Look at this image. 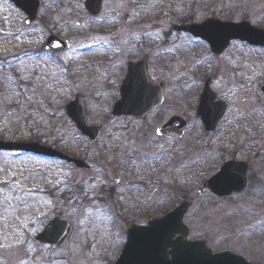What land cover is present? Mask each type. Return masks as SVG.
<instances>
[{
  "label": "flooded vegetation",
  "instance_id": "af4514ba",
  "mask_svg": "<svg viewBox=\"0 0 264 264\" xmlns=\"http://www.w3.org/2000/svg\"><path fill=\"white\" fill-rule=\"evenodd\" d=\"M1 1L22 24V29L30 30L36 25L41 28V40L35 44L28 41L20 49L21 54L27 57L28 53L35 61L38 56L42 61L53 56L59 58L68 69L65 77L68 83L84 89L73 95V100L78 98L80 105L87 98L97 102L103 98L112 104L104 122L89 125L102 127L95 138L91 141L78 133L80 138L96 146L108 134L112 123L121 122L124 125L121 131L135 149L143 144L174 141V147L166 153L171 157L168 159L171 174L182 176V182L192 185L190 194L183 200H190L192 204L204 196L215 201H235L246 196L249 200H264V103H261L264 96V0L242 4L237 0L230 6L223 0H175L165 9V5L159 7V0H37L34 16L27 3L25 11L11 0ZM138 9L142 11L135 15ZM99 16L104 19H98ZM0 22L3 28L7 25L12 34L9 37L0 32V40L7 38L6 42H15L22 30L16 31L12 18L11 24L3 19ZM64 24L79 29L88 25L89 32H63ZM133 32L140 41L135 40ZM144 32L149 36L145 37ZM122 36L136 47L118 52L110 42ZM56 42H60L59 48L54 46ZM65 45L67 47L62 48ZM41 49L39 53L35 51ZM15 57L0 56V60L7 58L9 63ZM46 67L52 69L51 76L57 73L59 85L65 84L59 78V67L51 61ZM253 69L257 78L252 88H240L247 83ZM32 84L30 81L31 87ZM229 88H236L235 105L221 96V92L227 95ZM244 96L249 99L242 100ZM120 102L153 107L137 116H111L113 106ZM224 104L228 107L223 108L221 115L217 105ZM231 108L243 113V118L237 119L229 111ZM55 149L82 163L15 152L0 154L11 159L27 156L40 161L38 163L48 162L56 169L67 166L73 174L81 173L93 180L102 172L116 173L123 162L121 154L111 158L112 163L102 164L83 160L62 147ZM216 176L225 185L220 189L227 194L216 196L207 186ZM240 183L244 187L235 186ZM112 184L120 185L121 179L114 177ZM101 191L112 198L111 186L101 187ZM250 191L253 198L248 197ZM151 195L147 192L146 196ZM160 216L151 213L144 222H124V227L130 224L143 227Z\"/></svg>",
  "mask_w": 264,
  "mask_h": 264
},
{
  "label": "rangeland",
  "instance_id": "374dc122",
  "mask_svg": "<svg viewBox=\"0 0 264 264\" xmlns=\"http://www.w3.org/2000/svg\"><path fill=\"white\" fill-rule=\"evenodd\" d=\"M172 1L175 0H159L158 5L160 8L165 5V9ZM235 1L237 0H223L228 6ZM248 1L250 0H239L240 4ZM138 11L140 13L142 9L135 10V15ZM11 18L17 27L16 31L22 30V33L15 42H6L7 38L0 40V56L16 55L7 65L0 66V140L34 141L50 147H62L83 160L102 164L106 161L112 163L111 158L121 154L123 162L116 173L110 174L107 171L106 175L102 172V175L95 176L93 180L81 173L73 174L74 171L67 166L56 169L48 162L38 163L40 161L36 162V159L27 156L11 159L0 154V188L4 189L0 193V234L9 236L5 243H15L17 239L26 241L18 247L0 248V264H21L22 261L27 264H113L125 242L124 222H144L151 213L157 216L167 212L190 194L189 186L192 185L182 182V176L171 174L166 153L174 147V141L143 144L135 149L121 131L124 125L115 122L98 145H90L79 137L74 125L65 115V106L73 101L74 93L84 89L70 82L59 85L57 77L50 74L52 69L46 67L42 60L35 73L45 76L41 81V91L33 94L30 81H34L30 80L27 82L26 94L13 96L8 91L9 82L4 78L14 76L16 66L30 70L36 65L37 61L29 58L33 56L27 53L26 57L24 53H20V49L28 41L29 44L40 41L42 33L39 25L30 30L22 29L19 20L8 12L4 2L0 0V20L11 24ZM2 26L0 24L1 33H11L7 25L6 28ZM88 27L86 25L79 29L64 24L61 29L73 34L89 32ZM68 59L71 61L72 56ZM47 84H52V88H47ZM26 96H32V101H28ZM81 106L86 123L96 125L105 121L112 104L103 98L100 102L87 98L81 102ZM158 154L163 157L157 158ZM133 160L136 161L135 164L132 163ZM116 176L121 179L118 186L112 184V179ZM97 177L106 181V185H98L92 190L90 185L97 183ZM9 181H20L24 190H10L6 183ZM110 186L113 189L112 198L101 191V187ZM27 189L32 191L28 192ZM86 190L89 191L88 196L84 195ZM93 191L95 195H92ZM147 192L152 195L147 197ZM251 195L252 191L248 197L253 198ZM21 200L28 205L30 211L9 207L20 205ZM71 208L76 209L74 215L68 214ZM44 212L47 213L46 219L41 215ZM55 216L74 226L71 242L58 251L36 247L33 243L34 236ZM15 217L20 219L16 220ZM37 220L43 222L34 223ZM21 221L28 223L29 227L24 229ZM185 224L191 230L192 239L204 238L213 250L231 251L251 262L264 264V200H249L246 196L235 201H215L210 196H204L193 201L185 216ZM34 227L37 229L35 232L32 231ZM13 229L23 231L24 237L13 236ZM36 256L40 257L39 262H33Z\"/></svg>",
  "mask_w": 264,
  "mask_h": 264
},
{
  "label": "water",
  "instance_id": "95a60500",
  "mask_svg": "<svg viewBox=\"0 0 264 264\" xmlns=\"http://www.w3.org/2000/svg\"><path fill=\"white\" fill-rule=\"evenodd\" d=\"M11 1L25 11L27 10L25 3H27V6L32 7L34 16L37 9V0ZM33 16L31 15V17ZM66 47L62 46V48ZM152 107L120 102L115 105L112 115L137 116ZM66 113L83 135L90 137L92 140L94 139V134L98 129L88 128L84 125L77 100L66 107ZM0 150L60 156L58 153L34 143L0 142ZM243 183L235 186L242 188L244 187ZM208 185L217 195L227 194V191L220 189L225 185L219 182L218 176L210 180ZM188 208L189 202H184L161 219L149 222L146 227H128L126 230L127 242L115 264H248L229 252L212 255L210 249L205 247L202 240L197 242L187 241L188 230L182 223V219ZM72 234V225L55 218L35 238V242L37 245L50 244L53 249H60L71 239ZM34 261H39V258H34Z\"/></svg>",
  "mask_w": 264,
  "mask_h": 264
},
{
  "label": "snow or ice",
  "instance_id": "6c2138e0",
  "mask_svg": "<svg viewBox=\"0 0 264 264\" xmlns=\"http://www.w3.org/2000/svg\"><path fill=\"white\" fill-rule=\"evenodd\" d=\"M91 6V4H90ZM138 15V13H137ZM98 19H104L103 16H99ZM125 30L122 28L121 32H124ZM9 37L12 36L11 33L7 34ZM132 35L135 37L136 41H140V37L138 35H135V32L132 33ZM143 35L145 37L149 36V33L144 32ZM16 39H19V37H16ZM111 44H113L116 48V50L118 52H126L128 50V47L131 48H135L136 45L132 44L129 39L127 37L122 36L119 40L113 38V40L110 42ZM56 48L60 47V42H56L54 45ZM37 51V53H39L41 50H35ZM49 61H51V63L55 64L57 67L60 68V73H59V78L60 80H63L65 84L68 83V81L65 79L66 75L68 74V69L63 67V65L61 64V61L59 60V58L53 56L51 58L48 59H43V64L44 65H48ZM66 63V61H65ZM5 64H8L7 58H5L4 60H0V66H3ZM41 64V60L38 56L37 59V63L36 65L32 66L30 70H26V67H20V66H16V70H15V75L14 76H7L4 79H6L10 86L8 88V91L15 97H19L22 93L26 94L28 91V87H27V82L32 80L34 81V83L32 84L31 87V91L33 92V94H35L36 92L41 90V81L45 79V76L43 74H35L36 73V69L40 67ZM57 73L53 72L52 76H56ZM257 78V73L255 72V70L253 69V72L250 76H248L247 78V83L246 84H242L239 87L240 88H252L255 79ZM21 82H25L24 84H22ZM47 88H52V84H47L46 85ZM61 91H63V89H61ZM236 91V88H229L228 90V94L225 95V93L221 92V96L224 97L226 100H228L229 103L235 105L236 100L233 98V94ZM2 94V93H0ZM26 99L28 101H32V96H26ZM244 101H247L249 99L248 96H244L241 98ZM261 103H264V96L261 97ZM218 108H221V115H223V108L228 107L227 104L224 105H217ZM230 112L234 113L236 115L237 119L243 118L244 114L243 113H239V111L235 108H231L229 109ZM227 119V118H226ZM230 122V121H229ZM162 147V146H161ZM168 159H171V157H168ZM133 164L136 163V161H132ZM9 184L10 190H15L17 188L21 189L22 191L24 190L21 187V182L20 181H9L6 182ZM98 185H106V181L100 179L99 177H97V183H94L92 185H90V189L94 190L95 188H97ZM134 185H130V187H133ZM4 191L3 188H0V193H2ZM28 192H31L32 189H27ZM85 196L89 195V191L86 190L84 192ZM92 195H95V192H92ZM7 199H13L12 197H7ZM15 199L20 200L19 197H15ZM49 203H51V201H49ZM20 205H23V207H21ZM20 205H9V207H13V208H19L20 211H30V209L28 208V205L24 202V201H20ZM39 209H37L38 211ZM76 212L75 208H71L69 211V215H74ZM41 215H43L45 217V219L47 218V213H41ZM16 220H19V217H15ZM109 220H111V217H108ZM42 223L43 221H39L37 220L34 223ZM21 223L23 224V228L27 229L29 227L28 223H24L23 221H21ZM81 223L83 224L84 221L82 220ZM37 229L34 227L32 228V231L35 232ZM63 229L61 228V231ZM13 236H19V237H24V232L23 231H16L15 229H13ZM9 239L8 235H2L0 234V248H10V247H18L24 243H26V241L24 239H17L15 240V243H5V241H7ZM21 264H27L26 261H22Z\"/></svg>",
  "mask_w": 264,
  "mask_h": 264
}]
</instances>
